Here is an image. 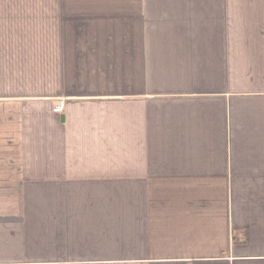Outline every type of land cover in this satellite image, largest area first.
Segmentation results:
<instances>
[{
  "label": "crops",
  "instance_id": "crops-1",
  "mask_svg": "<svg viewBox=\"0 0 264 264\" xmlns=\"http://www.w3.org/2000/svg\"><path fill=\"white\" fill-rule=\"evenodd\" d=\"M0 264H264V0H0Z\"/></svg>",
  "mask_w": 264,
  "mask_h": 264
},
{
  "label": "built area",
  "instance_id": "built-area-1",
  "mask_svg": "<svg viewBox=\"0 0 264 264\" xmlns=\"http://www.w3.org/2000/svg\"><path fill=\"white\" fill-rule=\"evenodd\" d=\"M63 108V102L62 101H59L54 107H53V111L54 112H59L61 111Z\"/></svg>",
  "mask_w": 264,
  "mask_h": 264
}]
</instances>
